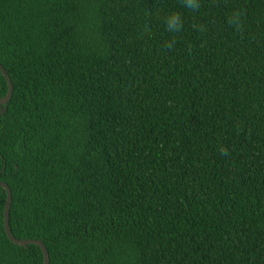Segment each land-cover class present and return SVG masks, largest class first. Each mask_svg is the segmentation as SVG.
Masks as SVG:
<instances>
[{"label":"trees","instance_id":"1","mask_svg":"<svg viewBox=\"0 0 264 264\" xmlns=\"http://www.w3.org/2000/svg\"><path fill=\"white\" fill-rule=\"evenodd\" d=\"M0 65L17 240L50 264H264V0H0ZM5 203L0 264H43Z\"/></svg>","mask_w":264,"mask_h":264},{"label":"water","instance_id":"2","mask_svg":"<svg viewBox=\"0 0 264 264\" xmlns=\"http://www.w3.org/2000/svg\"><path fill=\"white\" fill-rule=\"evenodd\" d=\"M0 73L4 77V79L7 83V89H8L7 94L4 97L0 98V115H2L6 111L7 104L10 102V100L12 98L13 86H12L11 79H10L9 75L7 74L6 70L1 65H0ZM0 188L6 193V203H5L4 212H3V224H4V231H5V234L8 238V240L13 245L23 247V248H26L29 245L38 246L41 249V252L43 255V264H50L49 254H48L45 246L43 245V243H41L39 241L17 240L13 236V234L11 232L10 225H9L10 205L12 202L11 191H10L9 187L2 182H0Z\"/></svg>","mask_w":264,"mask_h":264},{"label":"clouds","instance_id":"3","mask_svg":"<svg viewBox=\"0 0 264 264\" xmlns=\"http://www.w3.org/2000/svg\"><path fill=\"white\" fill-rule=\"evenodd\" d=\"M182 4L185 8L189 10H196L199 8V0H182ZM164 24L166 28L169 31H178L179 28L182 26V18L179 13H171L168 16L163 18ZM240 20V13L239 12H234L230 17H229V23L230 24H238ZM222 152L225 150L222 148Z\"/></svg>","mask_w":264,"mask_h":264}]
</instances>
